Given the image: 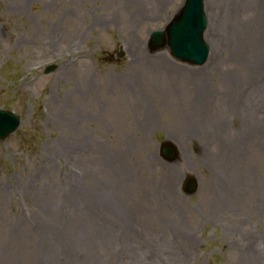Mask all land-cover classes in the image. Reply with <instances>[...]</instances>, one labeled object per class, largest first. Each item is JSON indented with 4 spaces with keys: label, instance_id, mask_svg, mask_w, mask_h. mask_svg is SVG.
<instances>
[{
    "label": "rangeland",
    "instance_id": "rangeland-1",
    "mask_svg": "<svg viewBox=\"0 0 264 264\" xmlns=\"http://www.w3.org/2000/svg\"><path fill=\"white\" fill-rule=\"evenodd\" d=\"M184 2L0 0V109L21 118L0 140V264H131L139 253L171 258L159 264H264V107L249 67L262 29L245 4L205 0L210 55L180 62L168 46L151 49L150 35ZM232 19L239 44L226 38ZM120 48L123 59L108 62ZM142 96L156 122L145 136L133 125ZM196 100L224 118L226 139L174 122L175 108L207 120ZM222 157L225 190L214 187ZM187 175L199 183L192 195ZM78 185L97 195L74 215L60 202Z\"/></svg>",
    "mask_w": 264,
    "mask_h": 264
},
{
    "label": "bare ground",
    "instance_id": "bare-ground-1",
    "mask_svg": "<svg viewBox=\"0 0 264 264\" xmlns=\"http://www.w3.org/2000/svg\"><path fill=\"white\" fill-rule=\"evenodd\" d=\"M243 3L245 4L247 10H251L256 18L255 21V27L257 28V26H259L262 29V37H260L259 40L264 39V0H233V1H228V0H224V3L227 6H230L231 4L234 3ZM255 3V4H253ZM229 27L226 30V38H228V40H230L231 43H237L239 44V33H238V28L235 25L234 20L232 19L231 21H229ZM248 27V26H247ZM261 33V31H260ZM220 34L219 32L216 33ZM214 38V42L216 43V45H218L221 42V38L216 36ZM209 44V43H208ZM221 45V44H220ZM211 46V45H210ZM257 48H254L252 50H256L255 53H259L258 56L259 58H257L258 60H260V62H258L256 65H250L249 67L253 68V72H258L261 76V84L259 87V90L257 91V97H259V101H261L262 103V107H264V43L262 41L256 42L255 45ZM211 50V47H210ZM253 58H255L253 56ZM261 71V73H260ZM195 84H198L199 86H197V90H194V93L197 91V95L198 97L201 95H206V89L203 88V81H194ZM228 83H232V85L230 86H234L235 83L233 81H230ZM249 92V89H248ZM246 98H249L248 94L246 96ZM194 101V100H193ZM246 101L243 100V102H241L242 104H244ZM194 104V102H193ZM195 106L198 108V110L196 109V116H198L200 114V116L205 117L207 120H200L197 123L196 122H189L188 120L184 119L182 113L180 112L179 109L175 108V115L173 117L174 122H180L182 127L189 131V132H195L196 130H199V128H202L205 132H207L209 134L210 137H213L215 139H221V138H225L227 136H225L224 134L226 131V122L224 120V118H212L211 119L209 117L205 116L204 112H198L201 111V107L203 106L202 102L200 100H196L195 101ZM200 108H199V107ZM241 109L247 114H250V106H244L241 107ZM139 113H140V117L138 118L137 114H136V119L133 122V125L135 126V131H141L142 135L145 136L148 134V130L151 129L154 125H155V117L152 111V106L151 103H149V101L147 99H145L142 96L141 99V104L139 106ZM249 119V118H248ZM249 123V121H248ZM222 156V155H221ZM221 162L223 166V172L221 173V175L216 179V183L214 184L215 189H220V190H225L229 189V186L227 184V181L225 179V176L228 175L226 172L225 167L227 166V164H229V158H223L221 159ZM80 183V182H78ZM230 183H234V182H230ZM85 186L82 187L80 185L73 187V188H69L67 193L65 194V198L63 202H60L61 206L66 207L69 212L71 214H78L81 213V208L84 204H86L85 202L88 203H93L94 201H96V195L97 193L94 191L96 189V186H93V191L92 192H84ZM115 204L113 201L110 202H104L102 203L103 205H108V204ZM105 207H112L111 205L109 206H105ZM113 210V209H112ZM111 210V211H112ZM113 214V213H112ZM120 220V219H117ZM116 221V219L114 220ZM105 233L108 234V231H106ZM166 256V255H165ZM164 258L167 259H171L170 257H164V256H158V255H154L152 254H146V253H139V254H134L130 256V262H132L131 264H159L162 262V260Z\"/></svg>",
    "mask_w": 264,
    "mask_h": 264
},
{
    "label": "water",
    "instance_id": "water-1",
    "mask_svg": "<svg viewBox=\"0 0 264 264\" xmlns=\"http://www.w3.org/2000/svg\"><path fill=\"white\" fill-rule=\"evenodd\" d=\"M207 23L204 0H186L180 12L166 27L167 35L162 31L151 35V46L157 49L167 43L172 55L178 60L192 65H202L209 55V45L203 38ZM122 53L120 52V56ZM53 69L54 67H50L47 72ZM19 125L20 117L17 114L0 109V139H6ZM176 152V148L169 143L162 147V153L168 160L175 159ZM185 186L189 193H193L197 183L189 176Z\"/></svg>",
    "mask_w": 264,
    "mask_h": 264
}]
</instances>
